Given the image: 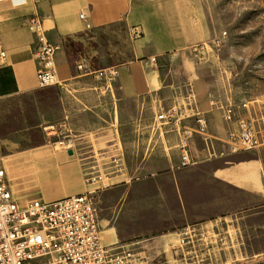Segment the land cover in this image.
I'll use <instances>...</instances> for the list:
<instances>
[{"label": "crops", "instance_id": "obj_1", "mask_svg": "<svg viewBox=\"0 0 264 264\" xmlns=\"http://www.w3.org/2000/svg\"><path fill=\"white\" fill-rule=\"evenodd\" d=\"M193 13L190 0H0L8 53L0 68V96L40 88L35 52L41 34L60 45L55 57L59 84L49 87L57 90L69 127L68 146L41 144L5 161L16 197L54 200L157 176L165 179L159 182L156 210L173 213L174 220L150 227L145 215L152 205H146L131 213L130 230L121 236L99 209L104 245L156 236L167 247L191 226L196 235L207 236L194 242L195 250H246L244 226L226 214L231 208L225 203L240 194L264 198V157L259 153L264 149L249 150L259 155L247 158L248 150L232 141L237 126L215 105L212 98H221L220 90L204 77L211 63H198L191 50L208 39ZM32 15L43 20L41 33L30 29ZM133 27L141 29L140 36H134ZM84 55L94 70L117 67L118 77L109 83L81 72L77 63ZM153 56L157 63L148 61ZM190 84L205 134L187 100ZM223 87L217 88L224 92ZM172 108L170 120L159 118ZM185 143L196 162L184 167ZM84 168L101 179L86 185ZM247 206L240 207L246 208L243 218L264 213L263 206ZM148 240L146 252L154 249ZM227 259L221 264H236Z\"/></svg>", "mask_w": 264, "mask_h": 264}, {"label": "rangeland", "instance_id": "obj_2", "mask_svg": "<svg viewBox=\"0 0 264 264\" xmlns=\"http://www.w3.org/2000/svg\"><path fill=\"white\" fill-rule=\"evenodd\" d=\"M190 2L195 18L205 28L208 37L198 44V51L214 54L209 60L211 64L204 68V77L216 86V90H220V93L216 91L217 94L237 107L243 101L250 102V109L241 107L238 114L250 116L256 128H264V0ZM219 86H224V92L222 88H217ZM65 121L58 92L53 87L0 97V154L4 163L41 144H57V148H61L59 143L66 140L69 133ZM259 153L264 157V150ZM246 155L247 158H256L259 154L248 150ZM162 179L165 178L148 177L146 182H142L139 177L118 187L99 189L95 199L101 216L111 218L110 223L119 228L121 236L130 230L126 222L131 213L146 205H152L148 208L150 210H146L149 214L145 215L146 219L148 216L151 219L150 227L172 222L173 213L156 210ZM244 204L264 207V198L240 194L233 197L230 203H225L231 208L226 214L231 215L235 223L240 222L244 226L242 238L245 251L214 253L209 252L206 246L195 250L194 242L207 236L195 235L184 243L180 241L183 236H178L164 247L163 260L166 264H221L230 258L227 260L236 264H264V213L243 218L246 208L240 207ZM156 239L160 240L159 237ZM218 240L222 241V238ZM170 252H177L174 258L166 257Z\"/></svg>", "mask_w": 264, "mask_h": 264}, {"label": "built area", "instance_id": "obj_3", "mask_svg": "<svg viewBox=\"0 0 264 264\" xmlns=\"http://www.w3.org/2000/svg\"><path fill=\"white\" fill-rule=\"evenodd\" d=\"M29 27L41 33L43 20L39 15H32ZM132 33L134 36H140L142 32L139 27H133ZM59 48L60 45L51 43L40 34V44L35 52L40 88L59 84L55 61ZM191 50L198 63L209 62L210 53H200L198 44ZM7 59L8 53L3 46L0 30V68L6 65ZM148 61L157 63V57H150ZM77 69L109 83L119 75L117 67L92 69L90 59L86 55L77 63ZM187 100L194 115L197 116L199 132L205 134L204 115L196 106L197 99L192 84L189 85ZM212 100L223 111L224 118L236 124L237 131L231 139L237 148L247 150L264 148V128H256L254 119L250 116L238 114L241 107L250 109V102L243 101L237 107L232 101L222 97H214ZM175 111L176 109L172 108L161 113L159 118L170 120ZM60 144L69 145L65 141ZM195 162L190 157L188 144L185 143L182 166H189ZM100 179L99 174L84 168L86 185L95 184ZM96 191L94 188L81 194L54 200L18 198L11 189L3 156L0 154V264H166L163 260L165 248L156 237L134 244H103L99 208L95 199ZM195 235L194 228L187 226L181 231L180 236L183 237L180 241L184 243L186 239ZM147 240L154 245L150 252L145 250Z\"/></svg>", "mask_w": 264, "mask_h": 264}]
</instances>
